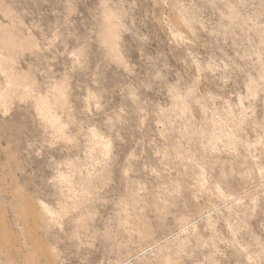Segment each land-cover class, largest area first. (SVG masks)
Instances as JSON below:
<instances>
[{
	"label": "rangeland",
	"instance_id": "rangeland-1",
	"mask_svg": "<svg viewBox=\"0 0 264 264\" xmlns=\"http://www.w3.org/2000/svg\"><path fill=\"white\" fill-rule=\"evenodd\" d=\"M0 264H264V0H0Z\"/></svg>",
	"mask_w": 264,
	"mask_h": 264
}]
</instances>
